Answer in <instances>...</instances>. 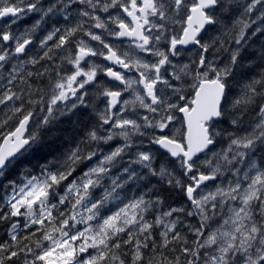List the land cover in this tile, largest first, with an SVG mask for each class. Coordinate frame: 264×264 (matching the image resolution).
Here are the masks:
<instances>
[{"label": "snow or ice", "instance_id": "obj_1", "mask_svg": "<svg viewBox=\"0 0 264 264\" xmlns=\"http://www.w3.org/2000/svg\"><path fill=\"white\" fill-rule=\"evenodd\" d=\"M0 264H264V0H0Z\"/></svg>", "mask_w": 264, "mask_h": 264}, {"label": "rangeland", "instance_id": "obj_2", "mask_svg": "<svg viewBox=\"0 0 264 264\" xmlns=\"http://www.w3.org/2000/svg\"><path fill=\"white\" fill-rule=\"evenodd\" d=\"M36 17H29V18H27V19H25V20H23L21 23H20V27L21 28H23L25 25H30L32 22H33V20L35 19ZM184 62H187V60H185ZM179 115H181L182 116V114H179ZM175 127H177V128H180L181 127V124L180 123H177L176 125H175Z\"/></svg>", "mask_w": 264, "mask_h": 264}, {"label": "flooded vegetation", "instance_id": "obj_3", "mask_svg": "<svg viewBox=\"0 0 264 264\" xmlns=\"http://www.w3.org/2000/svg\"><path fill=\"white\" fill-rule=\"evenodd\" d=\"M189 91H190V89H189Z\"/></svg>", "mask_w": 264, "mask_h": 264}]
</instances>
